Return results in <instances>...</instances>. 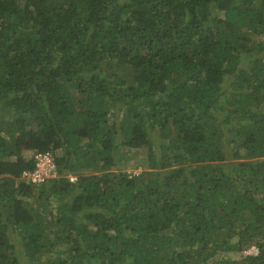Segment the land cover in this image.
<instances>
[{
  "label": "trees",
  "instance_id": "obj_1",
  "mask_svg": "<svg viewBox=\"0 0 264 264\" xmlns=\"http://www.w3.org/2000/svg\"><path fill=\"white\" fill-rule=\"evenodd\" d=\"M0 264H264V0H0Z\"/></svg>",
  "mask_w": 264,
  "mask_h": 264
},
{
  "label": "built area",
  "instance_id": "obj_2",
  "mask_svg": "<svg viewBox=\"0 0 264 264\" xmlns=\"http://www.w3.org/2000/svg\"><path fill=\"white\" fill-rule=\"evenodd\" d=\"M34 157L36 159V168H34L30 172L23 171L21 175L22 178L30 180L32 183H39L44 180H48L50 178L55 177L56 172H52V170L50 169V165L53 166L54 163L52 154L50 152L36 153ZM251 249L252 252H249L247 254H256L258 251L255 246H252Z\"/></svg>",
  "mask_w": 264,
  "mask_h": 264
},
{
  "label": "rangeland",
  "instance_id": "obj_3",
  "mask_svg": "<svg viewBox=\"0 0 264 264\" xmlns=\"http://www.w3.org/2000/svg\"><path fill=\"white\" fill-rule=\"evenodd\" d=\"M248 36L249 37H253L254 39H260V38H262L261 36H256V35H253V34H248ZM20 144H21V147H22V151H23V154H24V156L26 157V158H30V155L32 154L31 152V150L28 148V143H26V142H23V141H20ZM126 150H130V152H132L134 149L133 148H131V149H128L127 147H124V148H120L119 150H118V152H117V157L119 158L118 160H117V163H116V166H108V168L110 169V168H113V170H115V169H117L116 167H120V168H122L123 166H125L126 165V163H127V165L125 166L126 167V169H127V171L128 172H137V171H139L140 170V168H138V169H134V168H132V166L134 165V163H136L137 161H141V162H143L144 161V159H143V157L142 156H134V157H132L133 159H129V162L127 161V162H123L122 161V158H124V156H125V154H126ZM120 152V153H119ZM52 154H53V158H54V155H58V150H55L54 152H51ZM125 153V154H124ZM131 165H129V164ZM50 169L52 170V172H56L55 170V167H54V163H53V166L52 165H50ZM251 249V247L249 248V249H247L246 251H244V252H242V254L244 253V254H247V253H249V252H252V249ZM227 255L228 256H231V258H238V255L239 254H234V253H227Z\"/></svg>",
  "mask_w": 264,
  "mask_h": 264
},
{
  "label": "clouds",
  "instance_id": "obj_4",
  "mask_svg": "<svg viewBox=\"0 0 264 264\" xmlns=\"http://www.w3.org/2000/svg\"><path fill=\"white\" fill-rule=\"evenodd\" d=\"M51 153V152H50ZM52 154V153H51ZM52 158H53V154H52ZM53 162H54V158H53ZM55 165V164H54ZM56 176V175H55ZM22 178V177H21ZM72 179V178H71Z\"/></svg>",
  "mask_w": 264,
  "mask_h": 264
}]
</instances>
